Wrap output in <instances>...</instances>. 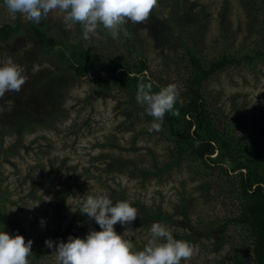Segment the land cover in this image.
<instances>
[{
	"label": "rangeland",
	"instance_id": "374dc122",
	"mask_svg": "<svg viewBox=\"0 0 264 264\" xmlns=\"http://www.w3.org/2000/svg\"><path fill=\"white\" fill-rule=\"evenodd\" d=\"M245 7L243 0H157L145 21H127L115 38L103 26L85 38L82 27L66 24L59 10L39 25L49 36L81 45L101 58L122 59L128 66L143 58L153 81L163 87L175 84L181 94L189 74L185 44H195L204 61L224 53L256 54L262 35L250 32ZM184 13L197 15L198 30L190 28L192 18L181 17ZM31 22L9 13L0 0V26L23 25L17 36L0 44V64L10 60L25 75L21 91L0 96V201L11 221L5 230L22 235L25 243L33 241L29 264H56L51 255L55 244L48 248V239L67 242L70 235L83 238L91 229L100 230L80 213L79 197L85 194L127 200L137 209L131 224L114 226L118 234L126 231L125 238L136 250L149 241L156 223L142 218L144 209L138 204L167 213L172 220L160 224L193 246V255L181 264L227 263L233 244L237 248L244 243L250 250L240 227L231 225L230 243L224 246L218 244L217 233L208 232L234 214L232 198L214 183L221 180L218 175L178 161L173 143L162 126L152 128L153 118L137 102V94L100 81L98 73L77 79L57 49L40 45ZM262 51L253 65L229 67L206 84L219 120L240 135L264 134V46ZM28 117L27 124L16 123ZM182 202L190 204L189 216L182 214L188 211Z\"/></svg>",
	"mask_w": 264,
	"mask_h": 264
},
{
	"label": "trees",
	"instance_id": "16d2710c",
	"mask_svg": "<svg viewBox=\"0 0 264 264\" xmlns=\"http://www.w3.org/2000/svg\"><path fill=\"white\" fill-rule=\"evenodd\" d=\"M243 4L250 18V32L262 35L256 54L236 56L224 53L219 58L204 61L200 56V49H197L195 44H185L183 56L188 58L189 74L185 77L183 92L178 93V102L173 113H166L162 123L165 134L173 143V156L178 161L187 160L201 167L205 173L210 171L211 176L217 174L221 180L214 183L221 184V192L228 199L232 198L235 207L233 217L220 220L218 228H211L208 232L217 233L220 237L218 244L224 246L230 243L231 225L240 227L245 233V241H248L250 250L246 251L244 243L241 244L244 249L240 245L235 248V244L232 243L234 248L232 247L230 251L229 262L222 264H264V134L261 137L240 135L236 129L220 121L221 117L206 93L207 82L218 72L232 66L253 65L263 56L261 53L264 46V0H243ZM200 13L201 18L204 16L203 10ZM184 14L181 17L190 15L192 18L190 28L193 29L195 26L198 30L200 19L197 15ZM172 16L177 18L179 14L175 12ZM221 17L225 28L227 14ZM176 18V21L179 20ZM125 23L127 24V21ZM29 26L43 48L58 50L57 53L67 62L68 68L77 79L98 73L97 78L100 81L112 83L130 94H137L141 83L146 85L150 83L153 92H158L163 87L153 81L150 75H148L150 79L144 77L143 74L149 66L143 58L128 66L122 59L101 58L81 45L55 39L48 35L44 27L35 22L29 23ZM22 28L23 25L20 23L0 26V44L9 42ZM226 28L229 32L230 27ZM22 116L25 117L27 114L23 111ZM29 119L30 117L24 118V121L16 123L23 126ZM1 145L0 140V154ZM60 201L63 203L64 199ZM181 204L188 210L189 203ZM136 206L144 209L142 218L145 220L150 218L156 223L172 220L160 209L148 208L145 204ZM192 208L191 206L190 210ZM191 212L188 210L182 214L189 216ZM9 218L5 205L0 201V224L11 225Z\"/></svg>",
	"mask_w": 264,
	"mask_h": 264
},
{
	"label": "clouds",
	"instance_id": "9594fccd",
	"mask_svg": "<svg viewBox=\"0 0 264 264\" xmlns=\"http://www.w3.org/2000/svg\"><path fill=\"white\" fill-rule=\"evenodd\" d=\"M157 0H4L9 13L20 14L27 20L41 23L53 10L62 12L66 24H79L83 35L88 38L98 26L111 31L115 38L126 21H145ZM144 77L148 73L143 74ZM25 83L21 67L10 60L0 64V96L6 92H19ZM137 102L152 117V128L159 130L166 113H173L178 102L175 84L152 91V85L138 86ZM79 197V196H78ZM81 214H86L99 225L100 230L91 229L83 237L69 236L67 242L48 239L45 244L55 249L51 255L56 264H181L194 252L186 240L176 239L160 223H153L151 238L139 250L123 234H118L115 225L131 224L137 218V209L127 200L113 201L108 195H87L79 197ZM43 224V221H41ZM0 225V264H29L32 254V240L25 243L20 234H12Z\"/></svg>",
	"mask_w": 264,
	"mask_h": 264
}]
</instances>
